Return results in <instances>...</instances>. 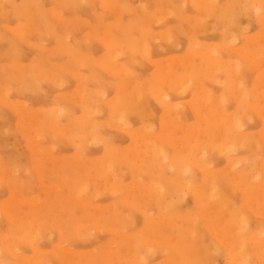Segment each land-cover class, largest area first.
I'll list each match as a JSON object with an SVG mask.
<instances>
[{"label":"rangeland","instance_id":"1","mask_svg":"<svg viewBox=\"0 0 264 264\" xmlns=\"http://www.w3.org/2000/svg\"><path fill=\"white\" fill-rule=\"evenodd\" d=\"M192 1L0 0V264H264V80L258 81L264 70V10H258L264 4L220 0L224 14L212 18ZM213 47L214 58L227 61L220 73L192 53ZM244 50L251 52L245 56ZM256 54L263 58L252 67L247 61ZM166 67L168 81L158 80ZM202 91L211 99L205 108L227 112L226 122L214 119L207 130L192 105ZM227 118L238 129L233 134ZM186 137L200 139V147ZM201 166H207L205 177ZM170 178L180 179V187H171ZM191 182L205 200L187 192Z\"/></svg>","mask_w":264,"mask_h":264},{"label":"bare ground","instance_id":"2","mask_svg":"<svg viewBox=\"0 0 264 264\" xmlns=\"http://www.w3.org/2000/svg\"><path fill=\"white\" fill-rule=\"evenodd\" d=\"M218 1H220V0H195V1H192V2H194L193 5L197 8V12L200 11V12L204 13V15H209V16H211V17H212V16L216 17V15H223V14H224V10H225V9L223 10V9L220 7V3H219ZM229 1H230V0H229ZM238 1H239V0H238ZM243 1H244V0H243ZM257 1H258V0H257ZM192 2H191V3H192ZM224 2H225V1H224ZM232 2H233V0H232ZM240 2H241V0H240ZM255 2H256V1H255ZM258 2L261 3L262 5L264 4V0H259ZM157 3H158V2H157ZM244 3H245V2H244ZM244 3H242V4H244ZM247 3H248V2H246V5H248ZM250 3H251V2H250ZM250 3H249V4H250ZM259 3H258V5H259ZM222 4H223V3H222ZM228 4H229V3H228ZM234 4H235V3H234ZM234 4H233V5H234ZM237 4H238V3H237ZM237 4H236V6H237ZM239 4L241 5V3H239ZM252 4H253V3H252ZM254 4H255V3H254ZM103 5H104V4H103ZM246 5H245V6H246ZM105 6H106V5H105ZM105 6H104V7H105ZM194 6H193V7H194ZM223 6H224V4H223ZM238 6H239V5H238ZM256 6H257V5H256ZM256 6H254V9H251V10L255 11V9L258 10V9L260 8V6H257V7H259V8L257 9ZM263 6H264V5H263ZM158 7H159V6H158ZM191 7H192V6H191ZM193 7H192V8H193ZM241 7H242V6H241ZM243 7H244V6H243ZM243 7H242V8H243ZM246 7H247V6H246ZM246 7H245V8H246ZM261 7H262V6H261ZM105 8H106V7H105ZM251 8H253V7L251 6ZM228 9H229V7H228ZM228 9H227V10H228ZM235 9H236V8H235ZM235 9H234V10H235ZM247 9H249V8H247ZM195 10H196V9H195ZM198 10H199V11H198ZM227 10H226V12H227ZM237 10H238V9H237ZM239 10H240V9H239ZM242 10L244 11V9H242ZM242 10H241V11H242ZM261 10L263 11L264 9H261V8H260L258 11L261 12ZM243 11H242V12H243ZM258 11H256V14H257ZM238 12H239V11H238ZM238 12H237V13H238ZM245 12H246V10H245ZM202 13H201V14H202ZM229 13H230V11H229ZM237 13H235V14L233 13L232 15L235 16ZM254 13H255V12H254ZM238 14H240V13H238ZM252 14H253V13H252ZM258 14H259V13H258ZM167 16H168V15H167ZM250 16H251V15H250ZM156 17H158V15H157ZM203 17H204V16H203ZM203 17H202V18H203ZM221 17H222V16H221ZM229 17H230V16H229ZM235 17H238V19H239V16H238V15H236ZM191 18H192V17H191ZM212 18H213V17H212ZM217 18H219V17H217ZM217 18H216V20H217ZM243 18H245V17H243ZM189 19H190V18H189ZM193 19H195V17H194ZM193 19L191 20L192 22H194ZM196 19H197V18H196ZM219 19H220V18H219ZM226 19H227V16H226ZM236 19H237V18H236ZM117 20H118V19H117ZM163 20H164V19H163ZM204 20H205V19H204ZM223 20H225V19H223ZM233 20H234V19H233ZM258 20H259V19H258ZM260 20H261V19H260ZM156 21H157V20H156ZM161 21H162V20H161ZM196 21H198V22L196 23ZM199 21H201V20H195V23L198 24ZM219 21H220V20H219ZM231 21H232V20H230V22H231ZM234 21H235V20H234ZM261 21H262V23L264 22V16L262 17V20H261ZM181 22H182V21H181ZM203 22H204V21H203ZM220 22H222V21H220ZM224 22H225V21H224ZM230 22H229V23L226 22V23H224V24H227V23H228V25H229ZM157 23H158V22H157ZM200 23H201V22H200ZM200 23H199V24H200ZM232 23H233V22H232ZM232 23H231V24H232ZM235 23H236V21H235ZM190 24H191V23H190ZM196 24H195V25H196ZM199 24H198V27L200 28L201 25L199 26ZM219 24H220V23H219ZM231 24H230V25H231ZM220 25H221V24H220ZM202 26L204 27L203 23H202ZM208 26H210V25H208ZM217 26H218V25H217ZM260 27H261V26H260ZM144 28H145V27H144ZM177 28H178V27H177ZM177 28H176V29H177ZM195 28H196V27H195ZM246 28H247V27H246ZM10 29H11V28H10ZM11 30H12V29H11ZM203 30H204V29H203ZM203 30H201V31H203ZM149 31H150V30H149ZM152 32H153V31H152ZM199 32H200V31H199ZM199 32H198V33H199ZM208 32H209V31H208ZM263 32H264V31H263ZM227 34H228V33H227ZM159 35H160V34H158V36H159ZM161 35H163V34H161ZM224 35H225V34H224ZM229 35H230V34H229ZM179 36H180V35H179ZM196 36H197V35H196ZM230 36H231V35H230ZM262 36H264V35H262ZM262 36H261V38H262ZM156 37H157V36H156ZM160 37H161V36H160ZM227 37H228V36H227ZM223 38H225V37H223ZM231 38H232V37H231ZM108 39H109V38H107V40H108ZM154 39H155V38H153V41H154ZM156 39H157V38H156ZM156 39H155V40H156ZM160 39H161V38H160ZM163 39H164V37L162 38V40H163ZM235 40H236V39H235ZM106 42H107V41H106ZM109 42H110V41H109ZM109 42H108V43H109ZM227 42H229V41H227ZM227 42H226V43H227ZM230 42H231V41H230ZM140 44H141V43H140ZM197 44H198V43H197ZM199 44H201V43H199ZM206 44H207V43H206ZM206 44H205V45H206ZM227 44H228V43H227ZM232 44H233V42H232ZM109 45H110V44H109ZM205 45H204V48L206 47ZM228 45L230 46V44H228ZM140 46H141V45H140ZM156 46H157V45H156ZM195 46H196V44H193L194 49L196 48ZM202 46H203V45H202ZM202 46H199V45H198L197 48H198V49H199V47L202 48ZM113 47H114V46H113ZM189 47H190V46H189ZM217 47H218V46H217ZM222 47H223V45H222ZM222 47H219V48H220V51L222 50V49H221ZM110 48H112V47H110ZM114 48H115L117 51H120V50L118 49V47H114ZM147 48H148V47H147ZM234 48H236V47H234ZM244 48H245V47H244ZM244 48H243V49H244ZM259 48H261V47H259ZM121 49H122V48H121ZM198 49H197V50H198ZM210 49H211V48H209V50H208V48H207V51L204 50L205 53L203 52V49H201L202 51L200 50L201 52H193V51H192V53H193V55H195V57L203 59V60L205 61V63H207L210 67H212V68H214V69H216V70H219V72L216 71V70H215V72L220 73V71L222 72V69H223L224 65L227 64V61L224 62L223 59H220V58H214V57L218 56V55L215 56V53H214V51H213V49H216V47H213L211 50H210ZM116 50H114V51L116 52ZM141 50H142V47H141ZM224 50H225V49H224ZM228 50H229V48H228ZM262 50H263V49L259 50L260 52H258V54L261 53ZM114 51H113L112 53H114ZM130 51H132V50L130 49ZM195 51H196V50H195ZM220 51H219V52H220ZM230 51H234V52H236L235 50H231V49H230V50H229V53H230ZM240 51H242V50H239V52H240ZM141 52H142V51H141ZM143 52H144V51H143ZM226 52H227V51H226ZM237 52H238V50H237ZM246 52H248V51L244 50L245 56H246ZM250 52H251V51H250ZM250 52H248V54H249ZM123 53H124V52H123ZM133 53H134V52H133ZM190 53H191V52H190ZM244 53H243V54H244ZM116 54H117V53H116ZM116 54H115V56H116ZM118 54H120V52H119ZM118 54H117V55H118ZM121 54H122V53H121ZM144 54H145V52H144ZM243 54H242V55H243ZM258 54H256L255 57H254V56L252 57L251 62H250L249 59H248L249 61H247V62L250 63L249 65H251L252 67H253V66H256V65L258 64V62H259L258 60H262V59H261V56H262V58H263V55H262L263 53H262L260 56H259ZM123 55H124V54H123ZM230 55H231V53H230ZM257 55L259 56L258 59H257ZM113 56H114V55H113ZM118 56H119V55H118ZM121 56H122V55H121ZM121 56H119V58H120ZM143 56H144V55H143ZM189 56H190V55H189ZM245 56H244V57H245ZM247 56H248V55H247ZM181 57H183V56H181ZM181 57H180V58H181ZM218 57H219V56H218ZM112 58H114V57H112ZM146 58H147V57H146ZM166 58H167V57H166ZM249 58H250V57H249ZM116 59H117V58H116ZM142 59H144V58H142ZM168 59H169V58H168ZM117 60H119V59H117ZM183 60H185V62H187L186 67H187V65H188V67L191 66L190 63H189V61L192 62V61H191V57H187V56H186ZM231 60H232V59H231ZM242 60H243V56H242ZM114 61H116L115 58H114ZM165 61H166V60H165ZM168 61H169V60H168ZM168 61H167V62H168ZM173 61H175V59H173ZM176 61H177V60H176ZM176 61H175V62H176ZM195 61H196V60H195ZM228 61H229V60H228ZM257 61H258V62H257ZM263 61H264V59H263ZM153 62H154V61H153ZM198 62H199V61H198ZM231 62H233L234 65H237V63H235L234 60H232ZM151 63H152V62H151ZM169 63H170V62H169ZM172 63H173V62H172ZM176 63H177V62H176ZM229 63H230V62H229ZM233 63H232V65H233ZM134 64H135V63H134ZM155 64H156V62H155ZM177 64H178V63H177ZM192 64H193V63H192ZM117 65H118V64H117ZM117 65H116V67H117ZM163 65H164V64H163ZM170 65H171V63H170ZM170 65H169V67H170ZM189 65H190V66H189ZM230 65H231V64H230ZM234 65H233V66H234ZM249 65H248V66H249ZM260 65H261V64H260ZM262 65H263V63H262ZM118 66H119V65H118ZM174 66H175V65H174ZM239 66H240V65H239ZM241 66H242V67H241ZM241 66H240L239 68H242V69H243V65H241ZM186 67H185V68H186ZM262 67H264V66H262ZM15 68H16V67H15ZM118 68H120V67H117V71H116V72L121 71V74H122V70H119V71H118ZM121 68H122V67H121ZM121 68H120V69H121ZM231 68H232V67H231ZM235 68H236V67H234V69H235ZM237 68H238V66H237ZM237 68H236V69H237ZM239 68H238V69H239ZM245 68H246V67H245ZM245 68H244V69H245ZM248 68H250V67H248ZM115 69H116V68H115ZM166 69H167V70H165V69H164V70H165L167 73H165L164 75H163V73L165 72L164 70H163V71H164L163 73H160V72L158 71L159 74H162V76L160 77V76L157 74V75H158L157 79H158V78L162 79L163 76H164V77H165V78H164V79H165L164 81H168V75H169V73H170L171 71L169 70L170 68H167V67H166ZM250 69H253V68H250ZM254 69H255V67H254ZM259 69H260V66H259ZM110 70H112V69H110ZM123 70H124V69H123ZM211 70H212V69H211ZM212 71H213V70H212ZM223 71H224V70H223ZM234 71H236V70H234ZM237 71H239V70H237ZM260 71H261V74H262V75H261V78H259V79L256 78V79H258V81L264 80V70H263V69H260ZM123 72H124V71H123ZM156 72H157V71H156ZM213 72H214V71H213ZM124 73H125V75H126V72H124ZM231 73L233 74V70L231 71ZM235 73H236V72H235ZM238 73H239V72H237V74H238ZM121 74H120V76H121ZM166 74H167V75H166ZM215 74H216V73H215ZM215 74H214V73L212 74V75H214V76H213V79H215V78H214V77H215ZM225 74H226V73H225ZM225 74H224V75H225ZM239 74H240V73H239ZM241 74H242V73H241ZM115 75H116V74H115ZM122 75H124V74H122ZM125 75H124V77H125ZM220 75H222V73H221ZM178 76H180V75H178ZM217 76H218V75H217ZM235 76L237 77V76H239V75H236V74H235ZM235 76H234V78H235ZM257 76H258V75H257ZM259 76H260V75H259ZM127 77H128V76H127ZM130 78H131V77H130ZM171 78H172V77H171ZM171 78H170V79H171ZM174 78H175V77H174ZM176 78H177V77H176ZM204 78H205V77H204ZM216 78H217V77H216ZM42 79H43V78H42ZM128 79H129V77H128ZM210 79L212 80V78H210ZM220 79H221V78H220ZM238 79H241V78L239 77ZM123 80H124V79H123ZM158 80H159V79H158ZM175 80H176V84H177V80H181V79L178 78V79H175ZM188 80H189V79H188ZM216 80H217V79H216ZM216 80H215V82H216ZM241 80H242V79H241ZM241 80L239 81L240 83H241ZM40 81H41V80H40ZM162 81H163V79H162ZM170 81H171V80H170ZM182 81H184V80L182 79L181 81H178V82H180V83L182 84ZM217 81H218V80H217ZM235 81L238 83V81H237L236 78H235ZM52 82H53V81H51V83H52ZM132 82H133V81H132ZM171 82H173V81H171ZM174 82H175V81H174ZM212 82H213V80H212ZM215 82H214V83H215ZM218 82H219V81H218ZM218 82H216V83H218ZM134 83H135V82H134ZM134 83H133V84H134ZM209 83H210V82H209ZM242 83H243V82H242ZM131 84H132V83H131ZM133 84H132V86H133ZM162 84H163V82H162ZM238 84H239V83H238ZM128 85H129V83H128ZM160 85H161V84H160ZM165 85H166V84H165ZM165 85H164V86H165ZM178 85H179V84H178ZM178 85H177L176 87H178ZM211 85H212V84H211ZM262 85H264V84H262ZM56 86H57V85H56ZM132 86H131V87H132ZM135 86H136V85H134V87H135ZM147 86H148V85H147ZM156 86H157V85H156ZM172 86H173V85H172ZM172 86H170V89H171ZM198 86H199V85H198ZM200 86H201V85H200ZM200 86H199V88H200ZM202 86H203V85H202ZM202 86H201V88H204V87H202ZM230 86H231V85H230ZM131 87H130V88H131ZM139 88H140V87H139ZM154 88H155V87H154ZM197 88H198V87H197ZM201 88H200V89H201ZM236 88H237V90H238V88L240 89L241 87L239 86V87H236ZM236 88H235V89H236ZM77 89H78V88H77ZM79 89H80V87H79ZM81 89H82V88H81ZM128 89H129V88H128ZM149 89H150V88H149ZM157 89H158V88H157ZM176 89H177V88H176ZM262 89H263V88H262ZM126 90H127V89H126ZM126 90H125V91H126ZM151 90H152V89H151ZM171 90H172V89H171ZM201 90H202V89H201ZM77 91H78V90H77ZM80 91H81V90H80ZM85 91H86V90H85ZM125 91H124V92H125ZM158 91H160V90H158ZM158 91H157V92H158ZM175 91H176V90H175ZM73 92H74V91H73ZM93 92H94V91H93ZM146 92H147V91H146ZM157 92H155V93H157ZM199 92H200V91H199ZM257 92H258V91H257ZM259 92H260V89H259ZM78 93H79V92H78ZM84 93H85V92H84ZM86 93H87V92H86ZM86 93H85V94H86ZM155 93H153L154 97H156ZM158 93H159V92H158ZM197 93H198V90H197ZM237 93H238V92H237ZM237 93H236V94H237ZM242 93H243V92H242ZM262 93H263V92H262ZM56 95H57V94H56ZM83 95H84V94H83ZM83 95H82V96H83ZM149 95H150V94H149ZM206 95H207V96H206ZM206 95H205L204 92L202 91L201 93H199V94L197 95V98H196V99H195V97H194V101H193V103H192V105H193V107H194V111L196 112V114L200 115V116H197V117H198V120H200V122H202V124H203V125L201 124L199 127L202 126L201 128H204L205 130L209 129L211 125H214V121H215L214 119H216V120H217V119H220V120L223 121V123L226 122L225 119H224V116H225L224 113H227V112H221V113H220V111L217 109V110L219 111V114H217V112H216L215 109H211V108L208 109V108H205V106H207V107H210V106H211V99H210V97H208V94H206ZM240 95H241V94H240ZM242 95H245V94H242ZM161 96H162V95H161ZM164 96H166V95H164ZM164 96H163V97H164ZM61 97H62V96H61ZM126 97H127V95H126ZM134 97H135V96H134ZM242 97H243V96H242ZM260 97H261V96H260ZM5 98H6V95H5ZM78 98H79V97H78ZM78 98H77V99H78ZM159 98H160V100H161L162 102H163V99H165V97L161 99L160 94H159ZM159 98H158V100H159ZM240 98H241V97H240ZM263 98H264V97H263ZM166 99H167V97H166ZM246 99H247V98H246ZM66 100H67V99H66ZM78 100H79V99H78ZM235 100H236V99H235ZM243 100H244V99H243ZM74 102H75V101H74ZM78 102H79V101H78ZM112 102H113V101H112ZM157 102L159 103V101H157ZM170 102H171V101H170ZM216 102H217V101H216ZM243 102H246V101H243ZM163 103H164L163 105H165V101H164ZM217 103H218V102H217ZM22 104H23V103H22ZM113 104H114V103H113ZM172 104H174V106H172ZM172 104H170V103H166V105H168V106L171 105L173 108H174L175 106H178V105H175V103H172ZM140 105H141V104H140ZM161 105H162V104H161ZM163 105H162V106H163ZM202 105L204 106V110L207 109L205 115H204V114L201 115V111L203 110V109H202V108H203ZM168 106H167V107H168ZM171 106H170V108H169V107H168V108L171 109ZM226 106H227V105H226ZM141 107H143V106H141ZM164 107H166V106H164ZM179 107H180V106H179ZM212 107H213V106H212ZM62 108H63V107H62ZM139 109H140V108H139ZM165 109H166V108H165ZM175 109H176V107H175ZM175 109H173V110L175 111ZM178 109H179V108H178ZM219 109H220V107H219ZM121 110H122V109H121ZM163 110H164V109H163ZM173 110H172V112H173ZM28 111H29V110H28ZM62 111H63V110H62ZM21 112H22V111H21ZM84 112H85V114H86V111H84ZM22 113H23V112H22ZM22 113H21L20 115H22ZM59 113L61 114V111H59V110H54V111L52 112V114H53L54 116H56V117H59ZM119 113H120V111H119ZM119 113H118V114H119ZM204 113H205V112H204ZM215 113H216V114H215ZM24 114H25V113H24ZM89 114H90V113H89ZM150 114H151V113H150ZM30 115H31V114H30ZM170 115H171V113H170ZM115 116H116V115H115ZM227 116H228V115H227ZM227 116H226V117H227ZM262 116H263V115H262ZM116 117H117V116H116ZM116 117H114V118H116ZM118 117H119V115H118ZM118 117H117V118H118ZM199 117H200V118H199ZM215 117H216V118H215ZM226 117H225V118H226ZM263 117H264V116H263ZM22 118H23V117H22ZM28 118H29V117H28ZM24 119H25V118H24ZM57 119H58V118H57ZM166 119H167V118H165V121H166ZM175 119H176V118H175ZM242 119H243V118H242ZM248 119H249V118H248ZM248 119H247V120H248ZM60 120H61V119H60ZM111 120H112V119H111ZM212 120H214V121H212ZM226 120L228 121L229 119L227 118ZM230 120H231V119H230ZM230 120L227 122V124L229 123V124H228L229 126H227V127H228L227 129L230 130V132L233 134V130H236L237 127L234 128V126H236V125H234L233 121H230ZM247 120H246V121H247ZM114 121H115V120H114ZM118 121H119V120H118ZM118 121H116V122H118ZM218 121H219V120H218ZM243 121H244V120H243ZM246 121H245V122H246ZM86 122H88V121H86ZM238 122L241 123V122H240V119H239ZM262 122H263V120H262ZM33 123H34V122H33ZM36 123H37V122H35V124H36ZM168 123H169V122H168ZM218 123H219V122H218ZM242 123H243V122H242ZM90 125H91V124H90ZM117 125H118V123H117ZM167 125H168V124H167ZM169 125H170V124H169ZM178 125H179V124H178ZM218 125H219V124H218ZM242 125H243V124H242ZM183 126H184V125H183ZM33 127H34V124H33ZM177 127H178V126H177ZM181 127H182V126H180L179 128H181ZM188 127H189V126H188ZM211 127H212V126H211ZM238 127H239V126H238ZM94 128H95V127H94ZM94 128H93V129H94ZM179 128H178V130H179ZM221 128H224V127H222V125H221ZM225 128H226V127H225ZM233 128H234V129H233ZM241 128H242V127H241ZM89 129H90V128H89ZM145 129H146V128H145ZM169 129H170V128H169ZM181 129H182V128H181ZM187 129H188V128H187ZM187 129H185V131H186ZM192 129H193V128H192ZM192 129H191V130H192ZM239 129H240V128H239ZM116 130H117V129H116ZM138 130H139V129H138ZM138 130H137V131H138ZM146 130H147V129H146ZM152 130H153V129H152ZM182 130H183V129H182ZM188 130H189V129H188ZM191 130H189V131L191 132ZM224 130H225V129H224ZM237 130H238V129H237ZM237 130H236V131H237ZM34 131H35V130H34ZM166 131H167V130H166ZM189 131H187V132L189 133V134L187 133V134H188V136L186 135L187 137H190V132H189ZM193 131H194V132H191V133L194 134V133H195V130L193 129ZM196 131H197V130H196ZM199 131H200V130H199ZM221 131H222V130H221ZM260 131H261V130H260ZM207 132H208V131H207ZM207 132H206V133H207ZM209 132H210V130H209ZM234 132H235V131H234ZM131 133H132V132H131ZM131 133H129V134L131 135ZM139 133H140V132H139ZM141 133H144V132H142V130H141ZM148 133H149V132H148ZM168 133H169V132H167V134H168ZM170 133H171V132H170ZM185 134H186V132H185ZM217 134H218V133H217ZM237 134H239V133H237ZM139 135H140V134H139ZM141 135H142V134H141ZM145 135H146V134H145ZM191 135H192V134H191ZM209 135H210V134H209ZM222 135H223V134H221V136H222ZM226 135H228V134H226ZM234 135H236V134L234 133ZM234 135H232V138H233ZM37 136H38V135H37ZM149 136H150V134H149ZM159 137H160V136H159ZM163 137H164V135H163ZM165 137H166V136H165ZM187 137H186V139H187L188 141H190V142H191V140H192V142L194 141L193 139H188ZM192 137H193V136H192ZM192 137H191V138H192ZM195 137H196V134H195ZM200 137H201V136H199V138H200ZM205 137H206V136H205ZM235 137H236V136H235ZM237 137H238V136H237ZM256 137H257V136H256ZM40 138H41V137H40ZM42 138H43V137H42ZM62 138H63V137H62ZM83 138H84V137H83ZM86 138H87V137H86ZM146 138H147V136H146ZM149 138H150V137H149ZM222 138H223V137H222ZM162 139H163V138H162ZM162 139H161V140H162ZM175 139H176V138H175ZM200 139H201V138H200ZM200 139H199V140H200ZM202 139H203V138H202ZM241 139H242V138H241ZM67 140H68V139H67ZM164 140H165V138H164ZM164 140H163V141H164ZM167 140H168V139H167ZM169 140H170V139H169ZM169 140H168V141H169ZM199 140H198V141H199ZM225 140H226V139H225ZM238 140H239V139H238ZM238 140H237V141H238ZM251 140H252V138H251ZM88 141H90V140H88ZM133 141H134V138H133ZM172 141H175V140H172ZM172 141L170 140L169 142L171 143ZM196 141H197V140H196ZM196 141H194L193 143H190V144H194V143L196 144ZM198 141H197V142H198ZM214 141H215V140H214ZM217 141H218V140H217ZM235 141H236V140H234V142H235ZM138 142H139V141H138ZM165 142H166V141H165ZM176 142H177V141H175V142H173V143L176 144ZM179 142L182 143L181 140H180ZM226 142H227V141H225V143H226ZM230 142H232V141L230 140L228 143H230ZM242 142H243V140H242ZM242 142H240V143H242ZM244 142H245V141H244ZM244 142H243V143H244ZM34 143H35V142H34ZM146 143H147V142H146ZM146 143H145V144H146ZM180 143H179V145H180ZM188 143H189V142H188ZM235 143H238V142H235ZM240 143H238V145H239ZM139 144H140V143H139ZM143 144H144V143H143ZM151 144H152V143H151ZM184 144H185V142H184ZM195 144L193 145L194 148H199V147H200V146L198 145V144H200V143L196 144V146H195ZM217 144H218V143H217ZM226 144H227V143H226ZM245 144H246V143H245ZM245 144H244V145H245ZM256 144H257V143H256ZM29 145H30V144H29ZM169 145H170V144H169ZM223 145H225V144H223ZM238 145H237V146H238ZM140 146H141V145H140ZM152 146H153V145H152ZM215 146H216V145H215ZM226 146H227V145H226ZM228 146H229V145H228ZM32 147H34V145L31 146V148H30L31 151H32V152H35V150H37V151H36V154H38L37 152L40 151V148L37 149V147H36V148L33 149ZM145 147H146V146H145ZM153 147H155V145H154ZM188 147H189V146H188ZM208 147H209V146H208ZM216 147H217V146H216ZM216 147H215V148H216ZM230 147H231V146H230ZM232 147H233V146H232ZM240 147H241V146H240ZM54 148H56V147H54ZM224 148H225V147H224ZM233 148H234V147H233ZM233 148H232V150H233ZM247 148H248V147H247ZM259 148H260V146H259ZM259 148H258V149H259ZM32 149H33V150H32ZM138 149H139V148H138ZM143 149H144V148H143ZM146 149H147V148H146ZM148 149H149V148H148ZM177 149H178V148H177ZM211 149H212V148H211ZM221 149H222V148H221ZM238 149H239V148H238ZM241 149H242V147H241ZM47 150H48V149H47ZM153 150H155V149H153ZM194 150H195V149H194ZM198 150H199V149H198ZM201 150H202V149H201ZM205 150H206V149H205ZM228 150H229V149H227V151H228ZM31 151H30V153H31ZM110 151H111V150H110ZM130 151H131V150H130ZM147 151H148V150H147ZM158 151H159V150H158ZM199 151H200V150H199ZM206 151H208V150H206ZM215 151H216V150H215ZM217 151H218V150H217ZM225 151H226V150H225ZM229 151H230V150H229ZM236 151H238V150L236 149ZM40 152H42V154H43L44 151L41 149ZM40 152H39V153H40ZM107 152H108V151H107ZM131 152H132V151H131ZM136 152H137V151H136ZM163 152H164V151H163ZM178 152H179L178 154H180V156H181V153H182V154H185L184 152H182V150H179ZM180 152H181V153H180ZM193 152H194V151H193ZM203 152H204V151H202L201 153L204 155ZM209 152H210V151H209ZM222 152H223V151H222ZM234 152H235V150H234ZM142 153H143V152H142ZM149 153H150V151H149ZM161 153H162V152H161ZM214 153H215V152H214ZM219 153H220V152H219ZM31 154H32V153H31ZM40 154H41V153H40ZM42 154H41V155H42ZM199 154H200V152H199ZM202 154H200V155H202ZM223 154H224V153H223ZM223 154L221 153V155H223ZM227 154H229V153H227ZM227 154H226V155H227ZM33 155H34V154H33ZM134 155H135V154H134ZM134 155H133V156H134ZM150 155H151V153H150ZM157 155H158V153H157ZM162 155H163V154H162ZM191 155H192V154H191ZM35 156H36V155H35ZM135 156H136V155H135ZM135 156H134V157H135ZM159 156H160V155H159ZM166 156H167V155H166ZM180 156H179V157H180ZM182 156H183V155H182ZM73 157H74V156H73ZM75 157H76V156H75ZM77 157H78V156H77ZM138 157H139V156H138ZM186 157H187V156H185V158H186ZM198 157H199V156H198ZM205 157H206V156H205ZM56 158H57V157H56ZM132 158H133V157H132ZM135 158H136V157H135ZM162 158H163V156H162ZM164 158H166V157H164ZM167 158H168V156H167ZM214 158H215V157H214ZM250 158H251V157H250ZM250 158H249V159L247 158V160H250ZM255 158H256V157H255ZM93 159H94V158H93ZM98 159H99V158H98ZM168 159H169V158H168ZM204 159H205V158H204ZM204 159H203V160H204ZM253 159H254V158H253ZM132 160H133V159H132ZM136 160H137V159H136ZM136 160L134 159V161H136ZM140 160H142V159H140ZM160 160H161V159H160ZM166 160H167V159H166ZM173 160H174V159H173ZM177 160H178V159H177ZM237 160H238V159H237ZM245 160H246V159H245ZM256 160H257V159H256ZM120 161H121V160H120ZM137 161H138V160H137ZM164 161H165V160L163 159V162H164ZM174 161H175V160H174ZM185 161L188 162L187 158L185 159ZM198 161H200V160L198 159ZM198 161H197V162H198ZM240 161H241V160H240ZM250 161H251V160H250ZM128 162H129V161H128ZM160 162H161V161H160ZM169 162H170V161H169ZM200 162H201V161H200ZM200 162H198V163H200ZM238 162H239V161H238ZM40 163H41V162H40ZM107 163H109V160H107ZM183 163H184V162H182V164H183ZM191 163H192V161H191L190 163H188L187 165L193 167V166L195 165V163H193V164H194L193 166H192ZM198 163H196V164H198ZM233 163H234V165H235V162H233ZM248 163H249V162H248ZM109 164H110V163H109ZM136 164H137V163H136ZM136 164H135V167H136ZM157 164H158V163H157ZM169 164H170V163H169ZM174 164H175V163H174ZM200 164H201V163H200ZM200 164H198V165H200ZM205 164H206V163H205ZM260 164H261V163H260ZM172 165H173V164H172ZM180 165H181V164H180ZM198 165H196V166H198ZM201 165H203V164H201ZM209 165H210V164H209ZM236 165H237V162H236ZM238 165H239V163H238ZM137 166H138V165H137ZM139 166H141V165H139ZM144 166H146V165H143V167H144ZM147 166H148V165H147ZM147 166H146V167H147ZM185 166H186V165H185ZM185 166H184V167H185ZM188 166H187V168H189ZM196 166H195V167H196ZM232 166H233V165H232ZM232 166H231V167H232ZM252 166H253V165H252ZM252 166H251V167H252ZM104 167H105V166H104ZM149 167L151 168L152 166H149ZM157 167H158V166H157ZM175 167H176V166H174L173 169H176ZM206 167H207V166H205V168L203 167V169H202V166H201V169H202V170L200 169V170L203 172L202 174H203L204 177L206 176V171H207V170H206V169H207ZM235 167H236V166H235ZM106 168H107V167H105V169H106ZM153 168H155V167H153ZM159 168L161 169L160 165H159ZM196 168H197V167H196ZM198 168H199V167H198ZM227 168H228V167H227ZM229 168H230V167H229ZM252 168H253V167H252ZM124 169H125V168H124ZM146 169H147V168H146ZM155 169H156V168H155ZM166 169H167V168H166ZM166 169H165V170H166ZM178 169H179V168H178ZM185 169H186V168H184V171H183V172L186 171ZM204 169H205L206 171H205ZM233 169H234V168H233ZM235 169H236V168H235ZM246 169H247V168H246ZM262 169H263V168H262ZM162 170H164V169H162ZM171 170H172V168H171ZM180 170H181V169H180ZM180 170H178V171H180ZM190 170H193V169L190 168V169H188L187 171L189 172ZM197 170L200 171L199 169H197ZM224 170H225V169H224ZM231 170H232V169H231ZM236 170H237V169H236ZM142 171H143V169H142ZM169 171H170V170H169ZM172 171H173V170H172ZM181 171H182V170H181ZM208 171H209V170H208ZM210 171H211V170H210ZM215 171H216V170H215ZM215 171H214V172H215ZM221 171H223V170H221ZM228 171H229V170H228ZM232 171H233V170H232ZM248 171H249V170H248ZM252 171H253V170H252ZM145 172H146V171H145ZM161 172H162V171H161ZM161 172H160V173H161ZM165 172H166V171H165ZM188 172H187V173H188ZM225 172H226V171H225ZM246 172H247V171H246ZM106 173H107V172H106ZM109 173H110V172H109ZM158 173H159V172H158ZM162 173H163V172H162ZM170 173H171V172H170ZM210 173H211V172H210ZM218 173H219V172H218ZM220 173H221V172H220ZM226 173H227V172H226ZM230 173H231V172H230ZM233 173H234V172H233ZM243 173L245 174V172H243ZM243 173L241 172V174H239V175L242 176ZM247 173H248V172H247ZM174 174H175V173H174ZM176 174H177V173H176ZM181 174H182V173H181ZM191 174H192V172H191ZM212 174H213V173H212ZM214 174H216V172H215ZM214 174H213V175H214ZM223 174H224V173H223ZM143 175H144V174H143ZM152 175H153V173H152ZM177 175H179V173H178ZM221 175H222V174H221ZM253 175H254V174H253ZM258 175H259V174H258ZM107 176H108V175H107ZM109 176H110V175H109ZM140 176H141V175H140ZM155 176H156V175H155ZM155 176H154V177H155ZM186 176H187V175H186ZM188 176H189V175H188ZM207 176L209 177L208 174H207ZM234 176H235V175H234ZM241 176H240V177H241ZM254 176H256V175H254ZM111 177H112V176H111ZM170 177H171V176H170ZM179 177H180V176H179ZM232 177H233V176H232ZM240 177H239V178H240ZM244 177H245V176H244ZM259 177H260V176H259ZM259 177H258V178H259ZM116 178H117V177H116ZM173 178H174V177H173ZM229 178H230V177H229ZM241 178H242V177H241ZM248 178H249V177H248ZM253 178H256V177H253ZM0 179H1V178H0ZM215 179H216V178H214V180H215ZM227 179H228V178H227ZM232 179H233V178H232ZM237 179H238V178H237ZM251 179H252V178H251ZM170 180H171V178H170ZM179 180H180V179H179ZM179 180H178V182H179V183H182V182H180ZM211 180H213V178H212ZM211 180H210V181H211ZM214 180L212 181V183L214 182ZM228 180H229V179H228ZM233 180H234V179H233ZM233 180H232V181H233ZM239 180H240V179H239ZM247 180H248V179H247ZM252 180H253V179H252ZM113 181H114V180H113ZM136 181H137V180H136ZM215 181H216V180H215ZM250 181H251V180H250ZM86 182H87V180H86ZM138 182H139V181H138ZM168 182L170 183V186H171V187H172L173 185H174V187H176V186H177V187H180V186H178L179 183H177V181H174V182H173V180H171V181H168ZM171 182H173V183H171ZM233 182H234V181H233ZM237 182H238V181H237ZM184 183H185V182H184ZM184 183H183L181 189H182V188H185L186 185L184 186ZM235 183H236V182H235ZM246 183H248V182H246ZM26 184H27V183H26ZM171 184H173V185H171ZM193 184H194V183H193ZM208 184H210V182H209ZM237 184H238V183H237ZM41 185H42V184H41ZM161 185H162V184H161ZM188 185H189V184H188ZM210 185L212 186V184H210ZM210 185H209V186H210ZM214 185H215V184H214ZM217 185H218V184H217ZM238 185H239V184H238ZM238 185H237V186H238ZM183 186H184V187H183ZM190 186H192V187H191L192 190H191L190 192H189V190H188V191H187L188 193H192L193 196H194V198H195L196 200H201V199H203V198H204L203 200H205V196H206V195L204 196L205 193L203 194V192L201 191V189H200L199 187L195 186V184L192 185V182L190 183ZM215 186H216V185H215ZM215 186H213V190H214V187H215ZM219 186H220V184H219ZM232 186H233V185H232ZM144 187H146V186H144ZM155 187H156V186H155ZM161 187H162V186H161ZM177 187H176V188H177ZM234 187H236V185H235ZM252 187H253V186H252ZM137 188H138V187H137ZM211 188H212V187H211ZM217 188H218V187H216V189H217ZM151 189H152V188H150V190H151ZM156 189H157V188H156ZM156 189H155V190H156ZM181 189H179V190H181ZM259 189H260V188H259ZM101 190H102V189H101ZM141 190H142V189H141ZM171 190H172V189H171ZM173 190H174V189H173ZM179 190H178L177 192H179ZM182 190H183V189H182ZM57 191H58V190H57ZM84 191H85V189H84ZM110 192H111V191H110ZM117 192H118V191H117ZM171 192H172V194H173V192H174L175 194H177L176 191H171ZM252 192H253V191H252ZM112 193H113V192H112ZM206 193H207V192H206ZM217 193H218V190H217ZM254 193H255V192H254ZM261 193H263V191L260 192V194H261ZM133 194H134V193H133ZM133 194H132L131 198L133 197ZM135 194H136V193H135ZM157 195H158V194H157ZM159 195H160V194H159ZM170 195H171V194H170ZM190 195H191V194H190ZM216 195H217V194H216ZM172 196H173V195H172ZM249 196H251V195H249ZM16 197H17V196H16ZM21 197H22V196H21ZM64 197H65V196H64ZM138 197H139V194H138ZM146 197H148V196L146 195ZM151 197H152V196H151ZM218 197H219V196H218ZM251 197H253V196H251ZM259 197H260V195L258 196V199H259ZM43 198H44V197H43ZM95 198H96V197H95ZM135 198H136V197H135ZM155 198H156V197H155ZM165 198H166V197H165ZM211 198H214V197L212 196ZM249 198H250V197H249ZM262 198H263V197H262ZM136 199H137V198H136ZM138 199H139V198H138ZM138 199H137V200H138ZM182 199H183V198H182ZM207 199H208V197H207ZM19 200H20V199H19ZM261 200H263V199H261ZM27 201H28V200H27ZM145 201H146V199H145ZM206 201H207V200H206ZM250 201H252V198H251ZM256 201H258V200H255V202H256ZM40 202H41V201H40ZM40 202H39V203H40ZM211 202H213V201L211 200ZM230 202H231V201H230ZM253 202H254V201H253ZM253 202H251V204H252ZM262 202H263V201H262ZM137 203H138V202H137ZM151 203H152V202H151ZM204 203H205V202L203 201V204H202V205H204ZM15 204H16V203H15ZM25 204H26V203H25ZM179 204H180V203H179ZM200 204H201V203H200ZM258 204H259V202H258ZM114 205H115V204H114ZM166 205H167V204H166ZM227 205H228V204H227ZM249 205H250V204H249ZM253 205H254V204H253ZM44 206H45V205H44ZM137 206H138V205H137ZM152 206H153V205H152ZM162 206H163V204H162ZM168 206H169V205H168ZM206 206H208V205H206ZM209 206H210V205H209ZM235 206H236V205H235ZM255 206H256V204H255ZM255 206H254V207H255ZM95 207H96V206H95ZM99 207H100V206H99ZM146 207H147V206H146ZM159 207H160V209H161V206H160V205H159ZM203 207L205 208V205H204ZM203 207H201V208H203ZM211 207H212V205H211ZM228 207H229V206H228ZM230 207H231V206H230ZM15 208H16V207H15ZM103 208H104V207H103ZM108 208H109V207H108ZM113 208H114V207H113ZM142 208H143V207H142ZM231 208H233V207H231ZM99 209H100V208H99ZM114 209H115V208H114ZM160 209H159V210H160ZM207 209H208V208H207ZM218 209H219V208H218ZM42 210H43V209H42ZM115 210H116V209H115ZM255 210H256V209H255ZM257 210H258V209H257ZM161 211H162V210H161ZM86 212H87V211H86ZM141 212H142V211H141ZM259 212H260V211H259ZM259 212H258V213H259ZM7 213H8V212H7ZM111 213H112V212H111ZM137 213H138V212H137ZM145 213H146V212H145ZM148 213H149V212H148ZM158 213H159V212H158ZM208 213H209V211H208ZM252 213H253V212H252ZM105 214H106V213H105ZM141 214H142V213H141ZM196 214H197V213H196ZM245 214H246V213H245ZM245 214H244V215H245ZM263 214H264V213H263ZM147 215H148V214H147ZM150 215H151V213H150ZM166 215H167V214H166ZM194 215H195V214H194ZM241 215H242V214H241ZM261 215H262V214H261ZM8 216H9V215H8ZM145 216H146V214H145ZM147 217H148V216H147ZM155 217H156V216H155ZM182 217H183V216H182ZM184 217H185V216H184ZM127 218H128V217H127ZM156 218H157V217H156ZM226 218H229V217H226ZM242 218H243V217H242ZM244 218H245V217H244ZM244 218H243V220H244ZM246 218H247V217H246ZM263 218H264V217H263ZM114 219H115V218H114ZM180 219H181V218H180ZM188 219H189V218H188ZM123 220H124V218H123ZM186 220H187V217H186ZM222 220H223V219H222ZM228 220H229V219H227V221H228ZM125 221H126V220H125ZM187 221H188V220H187ZM196 221H197V219H196ZM129 222H130V221H129ZM178 222H179V221H178ZM240 222H241V221H240ZM246 222H247V221H246ZM262 222H263V221H262ZM130 223H131V222H130ZM242 223H243V222H242ZM245 224H246V223H245ZM73 225H74V224H73ZM75 225H76V224H75ZM228 225H229V224H228ZM151 226H152V225H151ZM163 226H164V225H163ZM242 226H244V225H242ZM34 227H35V226H34ZM154 228H155V227H154ZM35 229H36V228H35ZM98 229H99V228H98ZM98 229H97V230H98ZM120 229H121V228H120ZM168 229H169V228H168ZM223 229H224V228H223ZM241 229H242V228H241ZM241 229H240V231H241ZM243 229H244V228H243ZM99 230H100V229H99ZM156 230H157V229H156ZM187 230H188V229H187ZM228 230H229V229H228ZM88 231H89V230H88ZM88 231H87V232H88ZM107 231H108V230H107ZM110 231H111V230H110ZM168 231H169V230H168ZM170 231H171V230H170ZM246 231H247V230H246ZM95 232H96V231H95ZM171 232H172V231H171ZM243 232H244V231H243ZM82 233H83V232H82ZM114 233H115V232H114ZM123 233H124V232H123ZM165 233H166V232H165ZM211 233H212V232H211ZM217 233H218V232H217ZM90 234H91V232H90ZM144 234H145V233H144ZM168 234H169V233H168ZM81 235H82V234H81ZM91 235H92V234H91ZM116 235H117V233H116ZM137 235H138V234H137ZM137 235H136V236H137ZM150 235H151V234H150ZM202 235H203V234H202ZM211 235H212V234H211ZM223 235H224V234H223ZM260 235H261V233H260ZM17 236H18V235H17ZM84 236H85V235H84ZM118 236H119V235H118ZM121 236H122V235H121ZM121 236H120V237H121ZM125 236H126V235H125ZM136 236H134V237H136ZM192 236H193V235H192ZM196 236H197V235H195V237H196ZM203 236H204V235H203ZM218 236H220V235H218ZM226 236L228 237L229 235L226 234ZM239 236H240V235H239ZM39 237H40V236H39ZM129 237H130V236H129ZM157 237H158V236H157ZM227 237H226V238H227ZM253 237H254V236H253ZM255 237H256V236H255ZM261 237H262V236H261ZM71 238H72V237H71ZM74 238H75V237H74ZM81 238H82V237H81ZM81 238H80V239H81ZM127 238H128V237H127ZM141 238H142V236H141ZM205 238H206V237H205ZM214 238H215V237H214ZM221 238H222V240H223L225 243L228 244V242L226 241V238H225V237L222 236ZM0 239H1V238H0ZM31 239H32V238H31ZM157 239H158V238H157ZM238 239H240V238H238ZM258 239H259V238H258ZM77 240H78V239H77ZM153 240H154V239H153ZM215 240H216V239H215ZM218 240H219V239H218ZM235 240H236V239H235ZM252 240H253V239H252ZM252 240H251V241H252ZM126 241H127V240H126ZM134 241H135V240H134ZM141 241H143V239H142ZM197 241H198V240H197ZM216 241H217V240H216ZM220 241H221V240H220ZM244 241H245V240H244ZM248 241H249V239H248ZM260 241H261V240H260ZM14 242H15V241H14ZM131 242L133 243V241H131ZM145 242H146V241H145ZM173 242H174V241H173ZM176 242H177V240H176ZM195 242H196V241H195ZM234 242H235V241H234ZM249 242H250V241H249ZM252 242H253V241H252ZM261 242H262V241H261ZM63 243H64V242H63ZM186 243H187V242H186ZM221 243H222V242H221ZM239 243H242V242H239ZM257 243H258V242H257ZM113 244H114V243H113ZM180 244H181V243H180ZM192 244H193V243H192ZM230 244H231V243H230ZM114 245H115V244H114ZM148 245H149V244H148ZM186 245H187V244H186ZM196 245H198V244H196ZM228 245H229V244H228ZM233 245H234V244H233ZM237 245H238V243H237ZM12 246H13V245H12ZM157 246H159V245H157ZM172 246H173V245H172ZM258 246H259V245H258ZM259 247H260V246H259ZM12 248H13V247H12ZM12 248H11V249H12ZM69 248H71V247H69ZM161 248H162V247H161ZM234 248H235V247H234ZM238 248H239V247H238ZM242 248H243V247H242ZM256 248H257V247H256ZM262 248H263V247H262ZM15 249H16V248H15ZM163 249H164V248H163ZM240 249H241V248H240ZM259 249H260V248H259ZM19 250H20V249H19ZM103 250H104V249H103ZM168 250H169V249H168ZM235 250H237V249H235ZM242 250H244V249H242ZM161 251H162V250H161ZM170 251H171V250H170ZM214 251H215V250H214ZM238 251H239V249H238ZM238 251H237V252H238ZM122 252H123V251H122ZM163 252H164V251H163ZM181 252H182V251H181ZM235 252H236V251H235ZM261 252H262V251H261ZM67 253H69V252H66V254H67ZM106 253H108V251H106ZM165 253H166V252H165ZM118 254H119V253H118ZM19 255H20V252H19ZM69 255H70V254H69ZM77 255H78V254H77ZM119 255H120V254H119ZM122 255H123V254H122ZM122 255H121V256H122ZM202 255H203V252H202ZM238 255H239V254H238ZM257 255H258V253H257ZM144 256H145V255H144ZM154 256H155V255H154ZM187 256H188V255H187ZM198 256H199V255H198ZM229 256H230V255H229ZM232 256H233V255H232ZM263 256H264V255H263ZM26 257H27V256H26ZM194 257H195V256H194ZM202 257H203V256H202ZM239 257H240V256H239ZM239 257H236V259H237V258L239 259ZM260 257H261V256H260ZM119 258H120V256H119ZM123 258H124V256H123ZM123 258H122V259H123ZM150 258H151V256H150ZM192 258H193V257H192ZM125 259H126V257H125ZM151 259H152V258H151ZM236 259H235V260H236ZM242 259H243V257H242ZM179 260H180V259H179ZM128 261H129V260H128ZM150 261H151V260H150ZM191 261H192V260H191ZM202 261H203V260H202ZM263 261H264V259H263ZM134 262H135V261H134ZM145 262H146V261H145ZM203 262H204V261H203ZM230 262H232V261H230ZM236 262H237V261H236ZM242 262H243V261H242ZM126 263H127V261H126ZM232 263H233V262H232ZM237 263H240V261L237 262ZM261 263H262V262H261ZM144 264H145V263H144ZM229 264H231V263H229ZM234 264H235V263H234ZM240 264H241V263H240ZM243 264H245V263L243 262Z\"/></svg>","mask_w":264,"mask_h":264}]
</instances>
